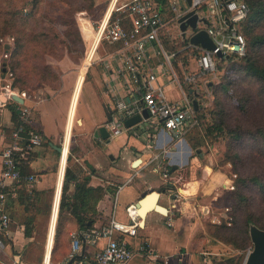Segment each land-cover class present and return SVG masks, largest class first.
<instances>
[{
	"label": "crops",
	"instance_id": "obj_1",
	"mask_svg": "<svg viewBox=\"0 0 264 264\" xmlns=\"http://www.w3.org/2000/svg\"><path fill=\"white\" fill-rule=\"evenodd\" d=\"M126 1L93 0V12L97 8L102 11L101 15L94 13L93 17L101 19L102 23L111 12L114 16L121 15ZM175 1L179 10L188 5L186 0ZM167 4L162 5L163 15L170 21L174 14L168 10ZM123 26L130 27L124 15ZM81 27L87 43L85 57L78 62L68 56L60 61L51 59L48 62L56 67L59 75L56 87L44 86L30 95L29 100L19 104L7 98V92L0 84V155L13 128L10 107H15L17 111L20 106L30 107L28 125L42 138L41 147L32 153L21 170L23 176L34 177L35 180L9 183L5 188V211L9 225L7 231L0 234V264H68L71 260L75 262L76 257H80L81 261H90L106 245V239L98 237L101 229L112 218L131 224L126 208L135 206L144 193L152 191L158 194V190L163 191L162 187L170 184L169 177L184 167L189 169V180L181 189L164 190L163 194L153 197L150 209L143 206V210L139 211L141 217L138 215L136 220L139 227L135 236L124 237L134 251L132 259L125 264H198L202 254L197 249L202 241L199 238L207 237L202 220L209 208L203 201L214 202L219 197L217 186L226 188L230 184L228 180L224 186L227 178L221 171L213 169L215 154L201 147L200 154L195 151L193 157L186 137L179 140L173 137L155 116L149 115L145 122L140 123V130L130 131L124 127L123 133L117 137H112L106 128L109 118L114 119L118 102L130 107L138 102L137 91L149 75L156 77V83L162 86L169 102L181 103L183 90L189 99L201 104L197 96L202 83L192 91L183 78L185 73L196 69L195 57L187 51L183 58L174 60V68L171 64L173 59L168 64L156 43L148 42L137 71L131 73L121 58L124 52L121 43L99 42L103 25L100 32H95L90 21L83 20ZM173 31L177 33V38L171 35ZM179 33L177 24L171 22L160 33V41L161 36L169 38L168 35H171L175 41L169 39L178 43L182 40ZM159 56L162 60L158 63L154 60ZM82 70L85 73L80 80ZM174 75L181 88L172 79ZM100 127L107 130L109 136L106 139L99 135ZM65 135L66 149L63 144ZM54 147H61L62 154L57 153ZM54 155L60 158L46 237H41L38 225L43 207L40 203L43 204V196L53 185V173L49 167ZM68 156L72 160L70 169L73 173L76 174L77 167L81 173L77 181L69 183L66 202L72 200L75 185L82 182L83 177L88 178V187L100 190L101 198L95 206L94 202H87L89 210L95 208V212L89 214L94 221L93 227L79 230L74 222L63 224L61 237L57 238L58 246L53 251ZM136 160L139 163L134 167ZM172 167L175 169L170 172ZM197 170H201L199 178L195 177ZM199 197H202L203 204L198 202ZM155 205L164 208V213L152 210ZM169 221L170 227L167 226ZM72 233L79 236V251L74 259L70 258Z\"/></svg>",
	"mask_w": 264,
	"mask_h": 264
},
{
	"label": "trees",
	"instance_id": "obj_2",
	"mask_svg": "<svg viewBox=\"0 0 264 264\" xmlns=\"http://www.w3.org/2000/svg\"><path fill=\"white\" fill-rule=\"evenodd\" d=\"M59 1L68 6L64 13H75L83 18L89 16L88 11L92 9L93 2L85 0V7L76 5L74 0ZM158 1L162 5L167 2ZM242 1L249 9L247 19L242 25L246 40L245 55L236 60L229 58L226 65L223 64L224 61L218 63L217 69L223 70V75L220 82L211 87V106L205 108L202 104L198 105L194 111L197 125L186 137L193 151L201 147L216 151V169L225 165L231 167L235 178L230 196V217L228 221L218 225L206 226L207 233L214 242L231 246L237 251L251 248L248 236L250 223L264 230V0ZM40 5L41 0H32L30 9L23 11L13 5V0H0V41L7 37L13 39L10 50L3 48L6 50L5 54H9L7 59L2 61L0 71L2 76L7 71L11 74V88L26 91L30 87L26 91L30 95L36 94L44 86L56 87L59 81L57 69L48 64L46 58L61 60V51L68 49L67 42L72 40V37L79 36L74 21L67 20L60 21L62 25H66L62 38L53 28L55 21L52 20L48 29L36 31L35 28L43 18L38 11ZM114 17L112 13V18ZM66 18H69L66 14L59 17L60 20ZM161 44L166 53L175 54L171 63L173 67L175 59H181L188 53L181 50L186 45L182 40L175 43L167 35H163ZM1 46L4 47L0 43ZM33 80L36 82L35 86H31ZM202 98L201 94L197 96V99ZM10 111L13 131L20 127L21 122L16 108L10 107ZM34 133L30 126L26 125L21 136L28 138ZM66 160L53 251L58 246L57 238L61 237L63 224L74 222L79 230L93 227L94 221L89 214L94 213L95 208L89 210L87 202L92 201L95 206L101 198L100 190L88 187V178L83 177L82 182L75 185L72 200L66 202L69 183L77 181L78 174L81 173L79 167L76 174L70 169V156ZM23 168L21 167V170ZM188 180L189 169L184 167L175 171L169 177L170 184L162 189H181ZM75 260L81 261V258L76 257ZM242 261V254L221 255L211 264H242Z\"/></svg>",
	"mask_w": 264,
	"mask_h": 264
},
{
	"label": "built area",
	"instance_id": "obj_3",
	"mask_svg": "<svg viewBox=\"0 0 264 264\" xmlns=\"http://www.w3.org/2000/svg\"><path fill=\"white\" fill-rule=\"evenodd\" d=\"M167 3L168 10L174 14L170 21L164 17L162 4L158 0H127L121 15L112 18L111 12L108 17L100 40L110 44L117 42L122 44L124 52L121 53V58L129 72L137 71L139 61L144 58L145 45L148 42L156 43L165 61L169 64L175 54L166 53L162 49L160 33L171 22L176 24V20L181 15L192 10L197 16L196 27L195 30H187V32L190 31V34L186 32V39L197 31L204 30L213 42L214 49L206 50L190 44L187 40L181 50L191 51L196 60V69L185 73L183 77L188 88L192 91L195 90L209 75L215 74L220 61H227L229 58L239 59L245 55L246 40L242 33V25L247 19L249 9L242 0H191L190 5H184L183 10H179L175 0H167ZM123 15L129 21V28L123 26ZM199 25H202L203 29L198 28ZM218 53L221 54L220 58L217 56ZM4 58H7L6 54ZM9 77H11L10 73ZM172 79L181 88L175 75ZM6 80L5 76L0 75V84L7 92L9 100H12V96H16L22 101L30 99V94L11 88ZM200 91L201 89L198 90L199 94ZM181 95V103L169 102L162 86L156 83L154 75H149L141 89L137 91L138 99L142 100L148 114L157 117L163 127L178 140L185 137L197 125L192 100L183 90ZM20 107L18 117L21 125L10 133V141L7 142L0 155V234L6 232L9 225L8 215L5 211L7 200L5 188L9 183L19 184L35 180L34 177L23 176L21 167L42 145V138L38 133H34L28 138L21 136L24 126L29 124L31 109L28 106ZM137 109L138 102L133 107L126 106L123 102L116 104L114 119L106 124L112 137L123 133L125 119L132 116ZM135 163L138 164L139 160H136ZM227 187L233 189L232 184ZM126 215L132 222L131 224L120 223L112 218L101 229L98 236L106 239L105 247L97 252L90 261H75L72 264H125L129 262L134 256V251L129 248L124 237L125 235L135 236L136 229L139 227V223L136 222L138 219L136 207L134 205L127 207ZM170 225L169 221L167 226L170 227ZM70 237L72 251L70 258L74 259L79 251V236L77 233H72ZM140 250L143 251L144 248H140Z\"/></svg>",
	"mask_w": 264,
	"mask_h": 264
},
{
	"label": "rangeland",
	"instance_id": "obj_4",
	"mask_svg": "<svg viewBox=\"0 0 264 264\" xmlns=\"http://www.w3.org/2000/svg\"><path fill=\"white\" fill-rule=\"evenodd\" d=\"M73 1V0H72ZM74 3L76 5H84L85 7H87V2L85 0H74ZM13 5L19 9V10H27L30 9L31 5H32V0H13ZM67 7L62 1L59 0H41V5L39 7V15L43 16V18L41 19V23L40 25H38L35 29L36 31L39 30H43V29H48L49 25H50V21H55V25L53 24V28L56 29V32L59 33V35L62 38V33L65 31L66 25H62L60 23L67 20V21H74V26L76 28V30L79 33V36L77 37H72V40L68 41L67 43H69L68 49L63 50V52L61 51V54H63L62 58H64L65 56H68L70 58H72L75 62H78V59H82L83 57H85L86 54V50H87V43H86V39L85 36L83 34L82 31V27H81V23L83 20H87L90 21V24L92 26V29L95 31L98 28V25L101 23V19L99 18H95L93 17L94 13L99 14L101 11V8H97L96 12H93V2H92V9L90 11H88V15H86V18H83L81 16H78L75 13H64L67 10ZM41 8V9H40ZM100 13V15H101ZM68 15L69 18L66 19H62L60 20L59 17L64 16V15ZM38 15V14H37ZM71 18V19H70ZM73 18V19H72ZM58 19V20H57ZM73 27V26H72ZM198 28L203 29L202 25H199ZM174 31H176V28H174ZM174 31L172 32V36L176 37V32L174 33ZM187 34H190V31L187 32ZM171 35H168L169 38L171 40H174ZM175 41V40H174ZM179 42V41H178ZM182 42H187V40H182ZM1 45H3L4 47H0V66L3 60L7 59L4 58L5 55V51L6 50H10L12 43H13V39L7 37L5 39H2L0 41ZM10 46V47H9ZM3 48H5L6 50H4ZM67 51L69 54H67ZM7 53V57H8ZM162 57V56H161ZM159 56L157 60H154L156 62H160L162 59ZM61 58V59H62ZM52 58H46L47 63L49 61H51ZM53 61H57V59H52ZM231 60H236V59H231ZM60 61V60H59ZM228 61H224V65L227 64ZM218 66V64H217ZM0 75L1 71H0ZM223 75V70H218L216 71L215 74L213 75H209L202 83L201 86V95H203V98L201 99V104L203 105V107L205 108H209L211 106L212 100H213V95H212V89L211 87L213 85H217L220 80L221 77ZM7 78L6 83H9L10 85L13 83V78L9 77V71L6 72L5 75H3ZM182 82V80H181ZM2 83V82H1ZM35 86L36 82L33 80L31 82V86ZM30 88V87H29ZM28 88V89H29ZM27 89V90H28ZM17 90V89H16ZM26 90V91H27ZM187 137V135L185 136ZM205 150H210L212 153L215 154L216 157V151L214 149H208L205 147ZM195 155V151H193V157ZM58 156H53L51 157L52 162L50 163V169L52 170L53 173V185L52 188L50 190L47 191V193L43 196V204L40 203V207L42 208V214H41V218L39 220V225H38V229L41 231V237H46V229H47V223H48V218H49V214H50V207H51V202H52V198H53V193H54V185H55V178H56V172H57V168H58V161H59ZM68 165H72V162H70V164ZM69 166V167H70ZM216 166V161H215V165L213 166L216 171L219 170L222 172V174L227 178V181H225V183H228V180H230V184L233 185L234 182V178L235 176L232 174L231 171V167L230 165H225L221 168H215ZM201 175V170H197L196 176L198 177ZM151 178H156L155 176L149 175ZM224 183V184H225ZM223 184V185H224ZM227 184H225L224 186H226ZM219 191H218V195L219 197L217 198V200H215L214 202H210V201H203L202 197H199L198 202L202 203L203 202H207V206H208V211L205 210L206 215L205 218L202 220L203 223V228L204 231L207 235V237H200L199 239H201L202 241H200V244L198 246V250L200 252H202V254L200 255V260L201 262L198 264H211L213 262L214 259H217L218 257L222 256H231L234 254H242L243 258L246 254V252L250 249H247L246 251H237L235 249H233L231 246H226L223 245L221 243H216L214 242L208 235L207 233V226L208 224H220L223 221H228L229 217H230V213H231V203H232V199H231V193L233 189H229L228 187L226 188H222L217 186ZM193 188V187H191ZM216 195V197L218 196ZM203 201V202H202ZM201 213V212H199Z\"/></svg>",
	"mask_w": 264,
	"mask_h": 264
},
{
	"label": "water",
	"instance_id": "obj_5",
	"mask_svg": "<svg viewBox=\"0 0 264 264\" xmlns=\"http://www.w3.org/2000/svg\"><path fill=\"white\" fill-rule=\"evenodd\" d=\"M187 4L190 5L191 0H186ZM197 22V16L195 12L189 11L183 15H181L177 20L176 24L178 30L181 34V38L184 40H188V42L194 46H200L206 50H213L214 45L207 33L204 30L197 31L196 33L190 35L188 39H186V32L188 29L195 30ZM217 56L220 58L221 54L218 53ZM11 99L16 103L22 104V100L16 96H12ZM138 99V98H137ZM192 106L194 110L198 107V102L196 100H192ZM149 117L147 110L144 108L142 104V100L138 99V109L133 112V115L125 119L124 127L130 129V131L140 130V123L146 121ZM111 118H109V121ZM98 133L102 139H106L109 134L104 127H100L98 129ZM57 153L61 154V147H54ZM197 154H200V150H196ZM67 161V160H66ZM137 163L134 164V167ZM174 167L170 169V172L174 171ZM165 191H157L158 194H163ZM155 192L149 191L148 193H144L141 195V199L136 203L135 207L137 209V213L139 215V211L143 210V206L146 205L147 199L153 196H157ZM154 211H163L159 205H155L152 209ZM160 213V212H159ZM140 216V215H139ZM141 217V216H140ZM248 236L251 243V248L248 250L243 258L242 264H264V230L259 229L254 224L250 223L248 225ZM72 260L68 262V264H72Z\"/></svg>",
	"mask_w": 264,
	"mask_h": 264
},
{
	"label": "bare ground",
	"instance_id": "obj_6",
	"mask_svg": "<svg viewBox=\"0 0 264 264\" xmlns=\"http://www.w3.org/2000/svg\"><path fill=\"white\" fill-rule=\"evenodd\" d=\"M110 16V14H108V15H106L105 16V18L102 20V23H100L99 25H98V28L95 30V32H100V27H101V25H103L104 26V28H105V25H106V23H107V20H108V17ZM104 28H103V30H104ZM103 30L101 31V34H100V39H101V35H102V32H103ZM100 39H99V42H100ZM83 73H85L84 72V70H82L81 71V73H80V80L83 78ZM63 144H64V149H66V144H67V135H65V138H64V142H63ZM61 154H62V152H61ZM137 165V164H136ZM135 165V166H136ZM225 184H227V183H225ZM153 197H156V196H153ZM153 197H151V198H149V200H148V202L146 203V205H145V207L147 208V209H150V207L152 206V202L154 201V198ZM160 213H164V210L163 211H159Z\"/></svg>",
	"mask_w": 264,
	"mask_h": 264
}]
</instances>
